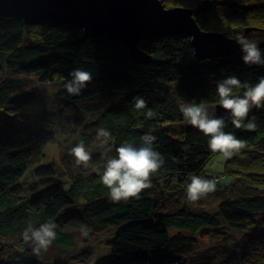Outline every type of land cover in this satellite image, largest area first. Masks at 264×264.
<instances>
[{"label":"trees","instance_id":"obj_1","mask_svg":"<svg viewBox=\"0 0 264 264\" xmlns=\"http://www.w3.org/2000/svg\"><path fill=\"white\" fill-rule=\"evenodd\" d=\"M257 1L162 3L191 10L204 32L238 40L249 31L264 58V40L258 42L264 38V2ZM139 47L150 63H135L124 46L104 36L86 37L77 25L0 18V264H60L74 255L78 240L90 242L111 231L110 253L94 264H264V167L256 183L248 179L255 172L242 177L243 167L234 170L242 160L256 165L264 153V108H253L245 121L255 117V131L236 128L227 113L216 110L220 81L236 76L254 86L264 77V66L245 64L243 51L199 61L184 34L142 41ZM77 68L90 72L92 81L70 95L64 85ZM36 84L55 85L51 105ZM243 91L234 90L241 96ZM137 96L147 105L139 111ZM178 102L206 104L210 116L225 118L226 133L245 142L221 175L207 170L219 155L210 150V137L187 123ZM40 106L49 110L42 115ZM149 110L152 118L146 117ZM100 128L111 133L108 145L97 138ZM146 134L155 137L152 147L161 154L162 167L139 199L111 201L101 180L105 153L115 157L125 141L140 147ZM80 141L92 154L89 168L70 155ZM51 146L60 150L58 165L47 159ZM190 175L217 179L216 190L189 202ZM45 222L56 224L57 239L50 246L55 257L50 247L37 256L23 239L29 225ZM207 231L222 244L198 255ZM206 258L213 261L203 262Z\"/></svg>","mask_w":264,"mask_h":264},{"label":"clouds","instance_id":"obj_2","mask_svg":"<svg viewBox=\"0 0 264 264\" xmlns=\"http://www.w3.org/2000/svg\"><path fill=\"white\" fill-rule=\"evenodd\" d=\"M237 43L241 45L243 61L245 64L264 66L262 52L255 42L246 38H240ZM71 80L64 85L70 95H79L81 90L86 88L92 81V74L82 69H74L71 73ZM244 89L243 95L235 94L234 90ZM219 105L230 117L231 123L238 129L243 128L247 131H255V117L248 120L249 113L253 108H264V77H261L254 86L247 82L242 83L236 76H229L217 85ZM179 110L183 114L188 124L197 128L205 136H209L208 146L213 153H219L224 157H232L239 153L244 147L245 142L236 138L231 133H226V121L223 116L212 117L209 115L208 107L204 103H185L178 102ZM146 101L142 97H135L134 107L136 110L146 108ZM147 118H152L149 110ZM97 138L101 145H108L111 140V133L100 128ZM155 137L146 134L143 138L142 146L135 147L134 143L125 141L115 149L117 155L112 158L105 153L106 164L101 174L102 183L110 190V199L113 202L128 201L139 199L141 193L151 187L150 177L157 172L164 161L161 154L152 147ZM108 151H111L109 148ZM70 155L75 158L78 166L89 168L91 166L92 154L85 147L84 141H80L70 149ZM191 183L187 185V200L195 203L207 197L209 193L216 190L217 179H205L197 175H190ZM83 235L87 236L85 230ZM25 243L31 242L33 252L39 256L41 250L47 251L52 243L57 239L56 224L45 222L38 228L29 225L23 232Z\"/></svg>","mask_w":264,"mask_h":264},{"label":"water","instance_id":"obj_3","mask_svg":"<svg viewBox=\"0 0 264 264\" xmlns=\"http://www.w3.org/2000/svg\"><path fill=\"white\" fill-rule=\"evenodd\" d=\"M17 16L28 25L57 23L77 25L86 37L104 36L129 50L138 64L151 57L140 50L142 41L186 33L200 61L229 57L240 48L225 34L204 32L189 9H166L160 0H0V18ZM217 113H226L221 107Z\"/></svg>","mask_w":264,"mask_h":264},{"label":"rangeland","instance_id":"obj_4","mask_svg":"<svg viewBox=\"0 0 264 264\" xmlns=\"http://www.w3.org/2000/svg\"><path fill=\"white\" fill-rule=\"evenodd\" d=\"M160 1L162 2V0H160ZM261 1L264 2V0H261ZM257 2H260V1L258 0ZM248 33H249V31L245 30L243 37L248 38L249 41H251L249 36H248ZM174 34H184L185 36L190 37L186 33H181V32H179V33L176 32ZM262 40H264V38L263 39L260 38L258 42H260ZM191 41H192V38H191ZM240 52H242L241 45H240L238 52L232 56L238 55V54H240ZM221 58H226V57H221ZM218 59H220V58H216L213 60L208 59V60L215 61ZM197 60H199V59L197 58ZM204 61H207V60H204ZM35 88L39 89L38 92H41V94H39V95L44 96L42 99L48 103V106L51 105L50 104L51 101L53 102V98H55V90H56L55 85L46 84L45 86H42V85L36 84ZM47 98H50L49 101H47ZM44 107L45 106H40L42 115L45 114V112L49 110V107H46V109ZM220 108H221L220 106H217L216 110L220 109ZM174 126H177L176 130H180L181 126H178V125H174ZM46 154H47V159L49 160V162H52V163L58 165V162L60 161L59 160L60 150L58 149L57 146L49 147L47 149ZM237 155L239 156V153ZM229 159H230V157H224L221 154L215 156L213 158V160H211V162L207 166L208 172L212 175H221L225 171V165H226L227 161H229ZM258 160L259 161L256 165H254V163H252V162H249V161L244 162L242 160L241 161L242 163L238 167H234V170L241 172V170H243V168H244V171L242 173L243 174L242 177H244L248 173L255 172L253 174V176H251L248 179H251V180H253V183H256V180L261 179L260 174L263 172L264 153H262V155L260 156V158ZM237 164H239V163H237ZM233 185H235V184L233 183ZM236 235H238V234H236ZM112 238H113V231H111L109 233H103L99 236H95L93 238H90L89 239L90 242L81 243L80 240H78L77 241V249L73 253L74 255L72 257H69L68 259H59L60 260L59 262H60V264H94L97 260L104 258V256H107L110 253V240ZM220 244H222V243H220V239L214 238L212 231H207L206 234L202 235L200 238L198 255H201L203 253V251H206V250L209 251L210 247H217ZM49 254H50V256L55 257L57 255V250L50 247L49 248ZM201 258H202V256H199V258L197 260L194 259L192 262H197ZM210 261H213V260L208 259V258L203 260V262H210Z\"/></svg>","mask_w":264,"mask_h":264}]
</instances>
